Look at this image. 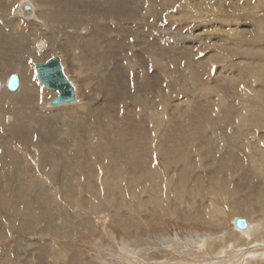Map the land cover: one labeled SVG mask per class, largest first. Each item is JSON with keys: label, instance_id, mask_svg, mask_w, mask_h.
<instances>
[{"label": "rangeland", "instance_id": "374dc122", "mask_svg": "<svg viewBox=\"0 0 264 264\" xmlns=\"http://www.w3.org/2000/svg\"><path fill=\"white\" fill-rule=\"evenodd\" d=\"M19 1L0 0V264L263 255L264 1L29 0L44 25L18 17ZM56 55L76 104L49 107L57 92L36 78L34 64ZM13 72L22 86L14 95L5 89ZM188 177L189 202L174 189ZM128 183L135 194L146 187L136 213L105 197L123 201ZM151 191L165 196L154 204ZM235 217L260 223L255 242L237 235Z\"/></svg>", "mask_w": 264, "mask_h": 264}, {"label": "bare ground", "instance_id": "6f19581e", "mask_svg": "<svg viewBox=\"0 0 264 264\" xmlns=\"http://www.w3.org/2000/svg\"><path fill=\"white\" fill-rule=\"evenodd\" d=\"M264 1V0H263ZM22 2H23V0H20L19 1V3H18V5H17V8H16V14L18 15V17H21L22 16V12H21V9H20V5L22 4ZM24 3V2H23ZM33 3V2H32ZM33 5V8H34V11H35V13H36V18H37V23L40 25V24H42L43 23V19H41L40 17H39V14H37V11H36V8H37V5L35 4V3H33L32 4ZM36 23V22H35ZM42 25H44V24H42ZM240 29H238L235 33H234V36H238L239 34H240V31H239ZM262 30V29H261ZM221 31L222 32H225L226 30H224V29H221ZM261 33V32H260ZM264 33V32H263ZM76 75H77V77L80 75V74H78V73H76ZM81 77V76H80ZM80 77H78V78H80ZM22 87V86H21ZM6 89V88H5ZM1 90V89H0ZM20 90H21V88H20ZM19 90V91H20ZM10 93V92H9ZM10 94H12V93H10ZM14 94H16V93H14ZM14 94H12V95H14ZM252 94V93H251ZM73 105V104H72ZM257 112V111H256ZM249 116V115H248ZM249 118V117H248ZM249 126H250V124H248ZM239 127H240V125H239ZM247 127V126H246ZM239 129H241V127L239 128ZM249 129V128H248ZM243 130V129H242ZM243 132V131H242ZM243 135V134H242ZM234 136V135H233ZM234 138V137H233ZM233 138H231V139H233ZM238 140V139H237ZM234 141V140H233ZM235 141H236V139H235ZM248 145V144H247ZM245 146V145H244ZM252 146V145H251ZM254 146V145H253ZM191 158V157H190ZM16 160H17V158H16ZM189 161H193V160H189ZM14 162V161H13ZM194 162V161H193ZM14 163H16V162H14ZM190 163V162H189ZM168 164V163H167ZM187 164V163H186ZM191 164V163H190ZM205 164V163H204ZM173 165V164H172ZM192 165V164H191ZM127 166V165H126ZM189 166V165H188ZM29 167V166H28ZM165 167H167V166H165ZM174 167V166H173ZM180 167V166H179ZM194 168V167H193ZM15 169H17V168H15ZM46 169V168H45ZM102 169V168H101ZM105 169V168H104ZM172 169V168H171ZM167 170H168V183H170L171 185H172V181H173V174L170 172V168L169 167H167ZM18 171V170H17ZM20 171V170H19ZM212 171V170H211ZM210 171V172H211ZM36 172H37V170H36ZM121 172H123V171H116V172H114L113 174L114 175H116V176H118V175H120V173ZM215 172V171H214ZM23 173V172H22ZM115 173H117V174H115ZM185 173H187V172H185ZM112 174V173H111ZM214 174H216V173H214ZM42 175V174H41ZM205 175V174H204ZM132 176V175H131ZM154 176V175H153ZM188 176V175H187ZM200 176V175H199ZM199 176L198 177H195V178H199ZM87 177V176H86ZM191 178L190 179H192V176H190ZM205 177V176H204ZM204 177H202L203 179H204ZM208 177H212V176H208ZM97 178V177H96ZM106 178V177H105ZM215 178V177H214ZM18 179V178H17ZM178 179V178H177ZM186 179V178H185ZM184 179V180H185ZM209 179V181H210V178H207V180ZM219 180V178H216V180ZM58 180V179H57ZM86 180V179H85ZM102 180V179H101ZM115 180V179H114ZM141 180H143V181H149L150 180V177H148V176H144V177H142V179ZM188 180H189V177H188V179L186 180V181H182V184H181V186L179 185V184H177L176 182H175V185H174V189L182 196V201L183 200H185V201H191V197L190 198H186L185 197V191H187L188 189H191V187L190 188H186V187H188V185H191V184H188ZM200 180V179H199ZM202 180V179H201ZM37 181V180H36ZM127 181H129L128 179H127ZM205 181V180H204ZM212 181V180H211ZM231 181V180H230ZM152 182V181H151ZM203 182V181H202ZM201 182V183H202ZM215 182V181H214ZM225 182H227V181H225ZM235 182V181H234ZM59 183V182H58ZM63 183V182H62ZM149 183V182H148ZM189 183H190V181H189ZM198 183V182H197ZM204 183V182H203ZM206 183V182H205ZM216 183V182H215ZM221 183V182H220ZM236 183V182H235ZM239 183V182H238ZM237 183V184H238ZM160 184L162 185V183L160 182ZM159 184V185H160ZM212 184V190L210 191L211 193H213V194H210V195H214V194H216V190H219L220 189V187L219 186H217V187H215L214 185H213V182L211 183ZM218 184H219V182H218ZM229 184H232V183H229ZM92 185V184H91ZM97 185V184H96ZM243 185V184H242ZM256 185V184H255ZM125 186H127V185H125ZM142 186V185H141ZM138 186L137 185V187H136V189H138L139 191H140V194L139 193H134V191L133 190H135V188H133L132 187V185L130 186V183H128V186L126 187L128 190H129V192H130V196H126V198H123V201H119L116 197H115V199H112L111 200V198L110 197H108L107 195H105V197H106V199L108 200L107 202H109V203H111L112 205H113V209L114 208H118V209H121L122 207H124V206H126L125 208H126V210H129V211H132L133 213H136V212H139L140 211V209H141V202H143V199L141 198V195L145 192V189L144 188H146L145 186ZM194 186V188H196L197 190H198V184H195V185H193ZM205 186V185H204ZM222 186V185H221ZM233 186V185H232ZM239 186V185H238ZM247 186V185H246ZM251 186V185H250ZM67 187V186H66ZM161 187V186H160ZM229 187V186H228ZM24 188V187H23ZM65 188V187H64ZM162 188V187H161ZM183 188H185V190H183ZM193 188V189H194ZM222 188V187H221ZM225 188V187H224ZM240 188H241V185H240ZM250 188V187H249ZM248 188V190H250ZM34 189V188H33ZM92 189V188H91ZM119 189V188H118ZM122 189V188H121ZM150 189H151V187H150ZM172 189H173V185H172ZM171 189V190H172ZM230 189V188H229ZM161 190V189H160ZM163 190V189H162ZM170 190V189H169ZM170 190V191H171ZM223 190V189H222ZM231 190V189H230ZM241 190V189H240ZM253 190V189H252ZM255 190V189H254ZM253 190V191H254ZM264 190V189H263ZM30 191V190H29ZM92 191H94V190H92ZM137 191V190H136ZM169 191V192H170ZM189 191H191V190H189ZM28 192V191H27ZM64 192V191H63ZM120 192V191H119ZM163 192V191H162ZM166 192H168V191H166ZM221 192V191H220ZM66 193V192H65ZM103 193H105V192H103ZM107 193V192H106ZM254 193V192H253ZM257 193H258V191H257ZM263 193H264V191H263ZM25 194V193H24ZM94 194V193H93ZM97 194V193H96ZM109 194H112V193H109ZM169 194V193H168ZM167 194V195H168ZM172 194V193H171ZM190 194V193H189ZM194 194V193H193ZM199 194V193H198ZM120 195V194H119ZM149 195L151 196V195H153V197H152V199H153V202H154V204H156V203H158V202H161L162 201V199L164 198V196H165V193H161V192H156V191H151L150 193H149ZM190 195H192V193L190 194ZM206 196H208L209 195V193H208V191L206 190V194H205ZM222 195H223V193H222ZM231 195V194H230ZM253 195V194H252ZM100 196V195H99ZM112 196V195H111ZM121 196V195H120ZM173 196H175V195H172V197ZM180 196V197H181ZM260 196H262V195H260ZM97 197V196H96ZM102 197V196H101ZM104 197V198H105ZM125 197V196H124ZM145 197H146V195H145ZM170 197V196H169ZM176 197V196H175ZM187 197H189V196H187ZM198 197V196H197ZM25 198V197H24ZM26 198H27V196H26ZM199 198H203L202 196L201 197H199ZM255 198V197H254ZM33 199V198H32ZM46 199V198H45ZM105 199V200H106ZM136 199H138L137 201H135ZM150 199V198H149ZM176 199V198H175ZM174 199V200H175ZM178 199V198H177ZM194 200L195 199H197L196 197H194L193 198ZM192 199V200H193ZM259 199V198H258ZM261 199V198H260ZM262 199H263V197H262ZM15 199H13V201H14ZM26 200V199H25ZM104 200V201H105ZM128 200H130V202H128ZM145 200V199H144ZM165 200V199H164ZM180 200V199H179ZM203 200H206V199H204L203 198ZM256 200H257V198H256ZM13 201H11V202H13ZM16 201V200H15ZM14 201V202H15ZM207 201V200H206ZM223 201V200H222ZM239 201H241V200H239ZM260 201V200H259ZM6 202V201H5ZM85 202V201H84ZM106 202V203H107ZM175 202V201H174ZM179 202H181V200L179 201ZM199 202V201H198ZM208 202H211V201H208ZM231 202V201H230ZM237 202H238V200H237ZM254 202V201H253ZM257 202V201H256ZM22 203V202H21ZM78 203V202H77ZM170 203H173V201L172 202H170ZM183 203V202H182ZM186 203V202H185ZM215 203V202H214ZM239 203V202H238ZM264 203V202H263ZM11 204V203H10ZM79 204V203H78ZM77 204V205H78ZM103 204V203H102ZM189 204V203H188ZM192 204V203H191ZM197 204V203H196ZM200 204V203H199ZM237 204V203H236ZM241 204H243L242 202H241ZM13 205V204H12ZM81 205V204H80ZM198 205V204H197ZM5 206V205H4ZM3 206V207H4ZM81 206H83V205H81ZM103 206V205H102ZM153 206V205H152ZM208 206V205H207ZM179 207V206H178ZM246 207H247V205H246ZM251 207H253V205L251 206ZM16 208V207H15ZM23 208V207H22ZM106 208V207H105ZM186 208V207H185ZM189 208V207H188ZM208 208V207H207ZM227 208V207H226ZM32 209V208H31ZM79 209V208H78ZM123 209V208H122ZM174 209H175V207L173 208V206H172V204H170V206H169V211H171V212H173L174 211ZM198 210H200L199 209V207L197 208ZM197 209H196V207H195V210L197 211ZM205 209V208H204ZM211 209V208H210ZM221 209V208H220ZM240 209V208H239ZM21 210V209H20ZM80 210V209H79ZM83 210V209H82ZM108 210V209H107ZM142 210V209H141ZM222 210V209H221ZM250 210H251V208H250ZM109 211V210H108ZM204 211V210H203ZM208 211V210H207ZM217 211V210H216ZM16 212V211H15ZM22 212V211H21ZM131 213V212H130ZM178 213V212H177ZM197 213V214H196ZM196 213H194L195 214V216L196 215H199L198 214V212H196ZM228 213V212H227ZM19 214V213H18ZM17 214V215H18ZM23 214H25V213H23ZM170 214H173V215H175L176 213H170ZM179 214H180V212H179ZM183 214V213H182ZM193 214V213H192ZM204 214H206V213H204ZM203 214V215H204ZM239 214V213H238ZM20 215V214H19ZM22 215V214H21ZM66 215V214H65ZM120 215V214H119ZM226 215V214H225ZM26 216H27V213H26ZM78 216H79V214H78ZM200 216V215H199ZM54 217V216H53ZM252 217V216H251ZM237 218V217H236ZM21 219V218H20ZM19 219V220H20ZM208 221V220H207ZM213 221V220H212ZM67 222V221H66ZM53 223H55V222H53ZM64 223V222H63ZM209 223H210V221H209ZM234 225V224H233ZM11 226H12V224H11ZM14 226V225H13ZM63 226V225H62ZM6 228V227H5ZM11 228V227H10ZM12 229V228H11ZM55 229V228H54ZM59 229V228H58ZM62 229V228H61ZM237 229V228H236ZM260 229H261V225H260V223H258V224H251V223H248V227L246 228V229H238V233H237V235H239V236H247V237H251V236H253V232H259L260 231ZM64 230V229H63ZM240 230H244V231H240ZM60 231V230H59ZM62 232V231H61ZM60 234V233H59ZM225 236H226V234H224ZM231 237H232V235H231ZM228 240V239H227ZM57 241V240H56ZM127 242V241H126ZM196 244V243H195ZM238 247H240V246H238ZM57 248V247H56ZM125 248H127V247H125ZM232 249H233V246H232ZM242 249V248H241ZM249 250V249H248ZM64 250H62V252H63ZM59 253V252H58ZM253 253H255V251H251L250 252V254H253ZM222 254V253H221ZM66 255V254H65ZM196 255V254H195ZM62 256V255H61ZM238 256V255H237ZM232 257V256H231ZM236 257V256H235ZM138 258V257H137ZM176 258V257H175ZM230 258V257H229ZM249 258V257H248ZM54 259V258H53ZM240 259H241V257L240 258H238V257H236V264H242L244 261H245V258H243L242 260H241V262H240ZM259 259H261V258H259V257H255L254 259H253V263H255V262H257ZM71 261V260H70ZM229 262V261H228ZM54 263H55V261H54ZM73 263V262H72ZM235 263V262H234ZM249 263V262H248ZM68 264V263H67ZM71 264V263H70ZM229 264V263H228Z\"/></svg>", "mask_w": 264, "mask_h": 264}, {"label": "water", "instance_id": "95a60500", "mask_svg": "<svg viewBox=\"0 0 264 264\" xmlns=\"http://www.w3.org/2000/svg\"><path fill=\"white\" fill-rule=\"evenodd\" d=\"M22 13L20 17L23 20H30L36 15L33 9V3L29 0L23 1ZM47 43L44 39L37 42V50L42 52L46 49ZM34 69L39 83L46 89L54 90L57 96L49 101V107H60L78 103L79 96L75 84L69 79L65 72L63 59L60 55L51 57L45 62L35 63ZM0 81V89L2 88ZM5 88L8 92L14 94L21 88V77L18 73H11L6 80ZM232 224L237 229H246L248 221L246 218L235 217Z\"/></svg>", "mask_w": 264, "mask_h": 264}, {"label": "crops", "instance_id": "0c3cea01", "mask_svg": "<svg viewBox=\"0 0 264 264\" xmlns=\"http://www.w3.org/2000/svg\"><path fill=\"white\" fill-rule=\"evenodd\" d=\"M247 212H249V211H247ZM244 231V230H243ZM258 233L259 232H253V236L254 235H258ZM225 236V235H224ZM226 236L228 237V235L226 234ZM253 236H251V237H247V236H242V237H245V241H244V243L245 244H249L250 242H251V240L249 239V238H251L252 240H254L253 242H255V238H253ZM229 238H231V235L229 236ZM236 240H234V241H231L230 243L231 244H233V242H235ZM257 243V242H256ZM229 245V244H228ZM254 248V247H253ZM243 249V248H242ZM246 253H247V251H245ZM251 252V251H250ZM250 252H249V254H247V256H246V258L247 257H249V258H251L252 260H253V256L255 255L256 257H259V258H261V259H263L264 258V254L263 255H257V254H255V253H253V254H250ZM249 255H253V256H249ZM245 258V259H246ZM260 260V259H259ZM258 260V261H259ZM257 261V262H258ZM246 264H249L248 262H246Z\"/></svg>", "mask_w": 264, "mask_h": 264}]
</instances>
